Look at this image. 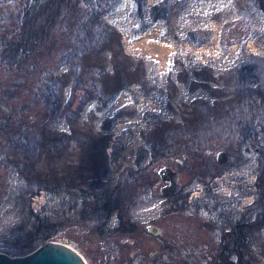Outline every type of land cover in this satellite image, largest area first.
Segmentation results:
<instances>
[{"label":"rangeland","instance_id":"rangeland-1","mask_svg":"<svg viewBox=\"0 0 264 264\" xmlns=\"http://www.w3.org/2000/svg\"><path fill=\"white\" fill-rule=\"evenodd\" d=\"M12 1L0 3L6 39L23 13L22 0ZM132 1L120 0L102 17L114 41L83 53V70L81 57L72 65L71 48L65 56L59 47L41 58L31 76L35 88L10 95L2 91L11 90L13 74L0 67V118L27 126L24 153L6 148L0 135V252L23 256L48 241H65L88 264H217L223 235L259 212L254 183L264 170V137L259 144L234 135L226 144L198 148L191 138L175 137L193 123L198 105L221 106L237 95L231 69L264 65L258 0H169V19L155 23L148 14L140 20ZM140 37L168 42V55L134 48ZM77 75L84 87L92 79L103 84L102 100L73 89ZM50 77H63L61 92L56 85L49 95L42 92ZM63 136L66 142L51 148ZM219 150L227 163H217ZM163 165L181 184L169 198L156 187ZM122 195L131 199L125 220L115 213L104 220L101 205ZM252 232L249 259L264 264V226Z\"/></svg>","mask_w":264,"mask_h":264},{"label":"trees","instance_id":"trees-1","mask_svg":"<svg viewBox=\"0 0 264 264\" xmlns=\"http://www.w3.org/2000/svg\"><path fill=\"white\" fill-rule=\"evenodd\" d=\"M9 1L0 0V3ZM12 2L18 3L15 0ZM118 2L120 0H22L19 4L23 6V13L18 29L13 32L9 39L0 35V67H4L6 71L13 74V79L10 80L13 83L11 90L2 92H9L12 95L16 93L19 87H23L27 91L35 88L36 85H31V76L38 75L35 71L39 67L41 58L45 55L51 56L52 51L59 47L62 51L64 50L65 56L69 54L70 51L67 52V50L71 48L73 51L69 55L71 56V61H69L71 64L81 57L82 60L77 62V65L83 70L84 67L82 66L87 65L86 61H83V53H89L90 49L93 50V47L99 44V41L102 42L100 44L102 47L111 46L113 43L115 31L109 29V26H104L102 17L110 12ZM132 2L136 6L140 20L146 14H148L150 23L169 19L171 11L169 0H162L155 6H148V0H133ZM258 3L259 8L264 12V0H258ZM57 38H60L61 41ZM62 40H67L66 46ZM91 66H88L89 70H92ZM231 70L232 75H230L231 81L229 83L233 87H238L234 90L237 95L233 99H228L221 106L198 105L197 116L193 123L183 127L182 133L175 135V137L191 138L192 143H196L194 144L197 145L196 148L202 142H219L222 140L226 144L234 135L241 138L240 142L251 139L256 140L259 144L262 143L260 139L264 137L262 135L264 134V65H240ZM79 77L78 75L74 77L73 89L81 86L80 88L87 91V95L102 100V96H104L102 86L104 85L96 83L92 79L90 84L88 83L84 87L85 83L81 82V77ZM62 80L63 77L48 78L46 80L48 85L41 89L42 92L49 95V92L55 89V85L56 90L61 92L65 85L64 80ZM250 84L254 85L250 86ZM88 85L90 88H87ZM112 98H103V100H111ZM22 122L15 123L12 117L0 118V135L3 136L6 148L17 149L24 153L22 147H24L23 141L25 140L21 133L27 132V126ZM18 125H21L20 129ZM65 140H67L66 136L52 140L51 148L54 149L55 142H66ZM25 158L27 162L31 163L30 157ZM140 161V159L137 160V165L140 164ZM10 166L11 170H14V165ZM262 173L254 183L258 191V199L254 205H257L255 208L259 212L254 214L253 222L246 220L242 225H233L235 230L231 236L224 234L226 237L223 236L218 247L219 256L215 258L217 264L219 262L220 264H252V260L249 259L253 257L250 246L254 243L255 238L248 232H257L264 226V170ZM38 190H41V187L36 189L35 194ZM130 201L131 199L125 195L120 196L118 200L109 199L101 205L99 211L102 215L104 214V220L108 221L114 213L118 215L120 220H125V212ZM132 227L133 225L130 224L128 230Z\"/></svg>","mask_w":264,"mask_h":264},{"label":"water","instance_id":"water-1","mask_svg":"<svg viewBox=\"0 0 264 264\" xmlns=\"http://www.w3.org/2000/svg\"><path fill=\"white\" fill-rule=\"evenodd\" d=\"M229 160L226 151L219 150L216 153V161L225 164ZM158 178L165 182L161 188V195L169 197L181 190L179 176L176 171L163 165L157 168ZM155 232V231H154ZM0 264H87L84 257L75 249L70 248L64 242L48 241L42 246L32 250L23 256H9L0 252Z\"/></svg>","mask_w":264,"mask_h":264},{"label":"crops","instance_id":"crops-1","mask_svg":"<svg viewBox=\"0 0 264 264\" xmlns=\"http://www.w3.org/2000/svg\"><path fill=\"white\" fill-rule=\"evenodd\" d=\"M155 28H159V26H154L152 31L154 33H157ZM133 44L134 48H138L141 49L143 51H148L151 53H155L158 54L160 57L161 56H167V49H169V44L167 42V44H165V42L161 41V42H150L149 38H144V37H140L138 39H136V41ZM147 49V50H146Z\"/></svg>","mask_w":264,"mask_h":264},{"label":"flooded vegetation","instance_id":"flooded-vegetation-1","mask_svg":"<svg viewBox=\"0 0 264 264\" xmlns=\"http://www.w3.org/2000/svg\"><path fill=\"white\" fill-rule=\"evenodd\" d=\"M160 184H161V186H156V187H158L159 188V192H160V194H161V188L165 185V182H163L162 180H160ZM155 188V187H154ZM176 195V194H175ZM162 196V195H161ZM174 196V195H173ZM163 197V196H162ZM169 197H172V196H169ZM169 197H165V198H169ZM243 224V222H239L238 223V225H242ZM236 225V224H235ZM234 230H235V227L233 226V232H234ZM224 236V235H223Z\"/></svg>","mask_w":264,"mask_h":264},{"label":"bare ground","instance_id":"bare-ground-1","mask_svg":"<svg viewBox=\"0 0 264 264\" xmlns=\"http://www.w3.org/2000/svg\"><path fill=\"white\" fill-rule=\"evenodd\" d=\"M137 208V207H136ZM59 242H64L67 246H69L72 249H75L77 252H79L75 247H73L72 245H70L69 243L65 242V241H59ZM80 253V252H79ZM81 255V253H80ZM83 256V255H82ZM84 257V256H83ZM85 259V258H84ZM86 263L88 264L87 260L85 259Z\"/></svg>","mask_w":264,"mask_h":264}]
</instances>
